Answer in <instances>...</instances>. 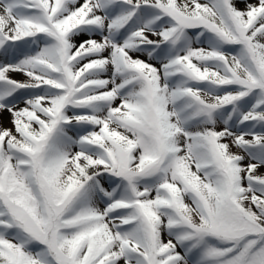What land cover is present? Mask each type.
I'll return each mask as SVG.
<instances>
[{
    "label": "snow or ice",
    "instance_id": "obj_1",
    "mask_svg": "<svg viewBox=\"0 0 264 264\" xmlns=\"http://www.w3.org/2000/svg\"><path fill=\"white\" fill-rule=\"evenodd\" d=\"M0 264H264V0H0Z\"/></svg>",
    "mask_w": 264,
    "mask_h": 264
},
{
    "label": "rangeland",
    "instance_id": "obj_2",
    "mask_svg": "<svg viewBox=\"0 0 264 264\" xmlns=\"http://www.w3.org/2000/svg\"><path fill=\"white\" fill-rule=\"evenodd\" d=\"M201 2H203V0H201ZM238 7L243 8L244 5L243 4H238ZM142 58H145V57H142ZM15 78L16 79H23V76L16 75ZM3 121H4L5 126H9V127L11 126L10 123H9V121H10V115L8 113H6V112L3 113Z\"/></svg>",
    "mask_w": 264,
    "mask_h": 264
}]
</instances>
